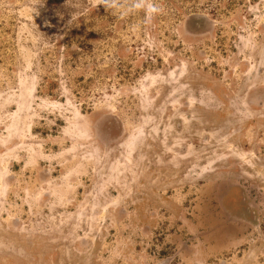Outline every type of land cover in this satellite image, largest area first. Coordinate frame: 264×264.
<instances>
[{"label":"rangeland","instance_id":"374dc122","mask_svg":"<svg viewBox=\"0 0 264 264\" xmlns=\"http://www.w3.org/2000/svg\"><path fill=\"white\" fill-rule=\"evenodd\" d=\"M112 2L0 0V264H264V0ZM113 111L103 156L88 125ZM213 178L255 188L260 235L231 251L171 223Z\"/></svg>","mask_w":264,"mask_h":264},{"label":"flooded vegetation","instance_id":"af4514ba","mask_svg":"<svg viewBox=\"0 0 264 264\" xmlns=\"http://www.w3.org/2000/svg\"><path fill=\"white\" fill-rule=\"evenodd\" d=\"M192 15H190L191 17H187L183 24L185 35L205 40L213 38L217 30L220 38L216 45L218 47L222 45L223 47V28L218 29L221 23L215 22L208 14ZM210 23H213V29L209 32L203 31L209 27ZM189 24H193L192 30L198 27L202 32L191 34L187 30ZM243 26L245 24L243 25L238 22L233 28L235 31H239ZM233 35H236V33L233 32ZM216 39L217 37H215ZM221 50L224 49L222 48ZM203 51L207 52L208 48ZM220 52L223 53L222 51ZM220 56L224 58L228 54H221ZM88 126H90L89 129L93 132V142H97V146L103 151V156L104 150L108 151L115 143L120 142L126 134L125 122L121 121L114 111L99 116ZM43 173L44 171L41 174ZM243 183L233 182L228 178H213V181L209 182L205 180L199 182L198 186L195 185V187L187 186L182 192V199L178 205L177 214L171 215L173 217V222L171 223L181 224V226L184 223H189V229L192 232L201 231L202 234L197 237L207 239V244L213 241L209 245H211L215 253L216 251H231L236 248L237 242L254 239L256 234L260 235V211L256 205L254 185L248 183L246 187L245 183ZM109 206H112V202L110 199H107V202L104 204L107 216L109 215L108 212L111 211ZM128 207L130 206L126 205L115 210V222L121 225L124 222H128V214L132 211ZM93 212V220L96 216L102 215L95 208ZM134 212L137 213L139 210ZM156 213L154 210H147L145 214L141 212L140 218L157 219L156 222H160L161 216L159 213ZM162 215L165 216L166 214ZM110 216L112 215L110 214ZM140 223L143 224L140 231L142 232L146 227L144 226L145 223ZM185 252H188V250H185ZM170 261L171 259L168 258L154 262L153 264H170Z\"/></svg>","mask_w":264,"mask_h":264},{"label":"clouds","instance_id":"9594fccd","mask_svg":"<svg viewBox=\"0 0 264 264\" xmlns=\"http://www.w3.org/2000/svg\"><path fill=\"white\" fill-rule=\"evenodd\" d=\"M102 2L104 3L106 7H110V8L115 7L112 0H102Z\"/></svg>","mask_w":264,"mask_h":264}]
</instances>
